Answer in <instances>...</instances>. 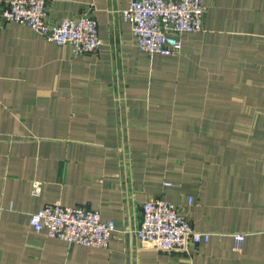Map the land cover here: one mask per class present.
Here are the masks:
<instances>
[{
    "label": "crops",
    "instance_id": "1",
    "mask_svg": "<svg viewBox=\"0 0 264 264\" xmlns=\"http://www.w3.org/2000/svg\"><path fill=\"white\" fill-rule=\"evenodd\" d=\"M204 3L205 29L173 56L139 49L129 0H50L54 21L96 17L92 54L0 21V264H264V0ZM157 197L210 240L143 247L133 231ZM54 202L117 222L109 247L36 232Z\"/></svg>",
    "mask_w": 264,
    "mask_h": 264
},
{
    "label": "built area",
    "instance_id": "2",
    "mask_svg": "<svg viewBox=\"0 0 264 264\" xmlns=\"http://www.w3.org/2000/svg\"><path fill=\"white\" fill-rule=\"evenodd\" d=\"M50 0H9L0 3L2 24L15 22L28 26L58 45L70 44L76 54L97 53L102 40L98 21L86 11L78 18L54 21L49 14ZM208 8L204 0H129L122 16L131 23L139 49L154 56L177 55L182 50L181 36L205 29ZM41 192V183L34 182L33 193ZM36 232H46L70 244L107 249L118 230L117 222L103 220L99 210L84 206L47 204L31 215ZM145 248L169 253H189L191 244L208 242L211 232L196 230L180 213V207L162 198L142 204L141 218L133 231ZM237 250L243 247L246 233L233 234Z\"/></svg>",
    "mask_w": 264,
    "mask_h": 264
},
{
    "label": "rangeland",
    "instance_id": "3",
    "mask_svg": "<svg viewBox=\"0 0 264 264\" xmlns=\"http://www.w3.org/2000/svg\"><path fill=\"white\" fill-rule=\"evenodd\" d=\"M65 206V205H64Z\"/></svg>",
    "mask_w": 264,
    "mask_h": 264
}]
</instances>
